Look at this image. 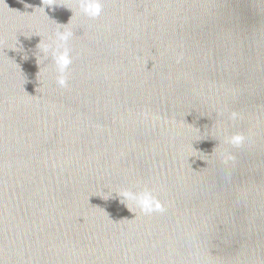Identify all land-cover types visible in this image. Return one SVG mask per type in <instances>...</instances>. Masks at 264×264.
<instances>
[{
  "label": "water",
  "instance_id": "obj_1",
  "mask_svg": "<svg viewBox=\"0 0 264 264\" xmlns=\"http://www.w3.org/2000/svg\"><path fill=\"white\" fill-rule=\"evenodd\" d=\"M100 3L0 0V264H264V0Z\"/></svg>",
  "mask_w": 264,
  "mask_h": 264
},
{
  "label": "clouds",
  "instance_id": "obj_2",
  "mask_svg": "<svg viewBox=\"0 0 264 264\" xmlns=\"http://www.w3.org/2000/svg\"><path fill=\"white\" fill-rule=\"evenodd\" d=\"M80 7L83 11V13L90 18L98 17L102 11V6L100 3V0H80ZM72 36V33L70 31H64L57 33V42H54L56 46L53 48L51 45H45L43 48V52L45 53V59L47 58L49 54V50L51 49V56L53 61L55 62L57 66V70L59 72L58 77V84L61 86H65L67 82V77L65 75L66 70L68 66L71 63V56L69 49L67 47H63L67 44L68 40ZM39 46V45H38ZM61 48L63 50L61 51ZM236 114L233 113V119H235ZM242 136H234L231 139V143L234 145H238L243 141ZM234 159L231 156L226 157V161ZM126 199H132L135 200L138 206L140 207L141 211H143L146 214H150L153 211H162V207L156 203L155 198L152 196L150 192H144L137 196H126ZM155 204V208L153 205Z\"/></svg>",
  "mask_w": 264,
  "mask_h": 264
}]
</instances>
